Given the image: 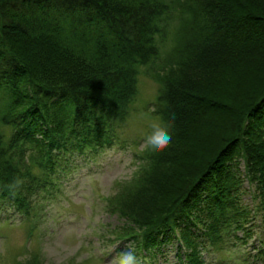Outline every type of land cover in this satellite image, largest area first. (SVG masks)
Wrapping results in <instances>:
<instances>
[{"label": "trees", "instance_id": "16d2710c", "mask_svg": "<svg viewBox=\"0 0 264 264\" xmlns=\"http://www.w3.org/2000/svg\"><path fill=\"white\" fill-rule=\"evenodd\" d=\"M141 67L171 143L134 154L117 236L138 256L177 234L202 264L232 233L241 261L253 237L264 257V0H0V211L34 215L60 159L121 142Z\"/></svg>", "mask_w": 264, "mask_h": 264}, {"label": "rangeland", "instance_id": "374dc122", "mask_svg": "<svg viewBox=\"0 0 264 264\" xmlns=\"http://www.w3.org/2000/svg\"><path fill=\"white\" fill-rule=\"evenodd\" d=\"M144 70L141 67L136 74L137 95L125 120L116 127L121 142L96 155L87 149L83 155L76 152L71 159L69 155L60 159L53 193L35 196L34 215L25 219L12 208L0 211V264L27 261L34 252L40 254L39 264H115L113 258L118 253L134 249L135 240L117 236L125 221L111 210L108 200L132 176L136 168L134 154L143 149L150 124L159 121L152 115L159 84ZM4 130L9 132L8 128ZM255 187L243 180L242 204H254L251 195ZM250 219V224L255 222ZM234 233L241 236L242 231ZM174 235V239L160 242L151 252L140 248L137 257L141 264H184L188 249ZM227 237L230 241H225L226 250L216 251L211 245L200 247L202 264H264V257L256 253L260 242L255 237L241 245L243 252L251 253L246 256L247 263L234 259L240 253L235 246L239 240L232 233Z\"/></svg>", "mask_w": 264, "mask_h": 264}, {"label": "clouds", "instance_id": "9594fccd", "mask_svg": "<svg viewBox=\"0 0 264 264\" xmlns=\"http://www.w3.org/2000/svg\"><path fill=\"white\" fill-rule=\"evenodd\" d=\"M151 132L145 137L143 148L146 151L152 153H159L169 147L171 143V135L169 126H166L154 120L150 124ZM115 264H141V261L137 258V255L131 247L127 251H123L117 254V257L113 258Z\"/></svg>", "mask_w": 264, "mask_h": 264}]
</instances>
